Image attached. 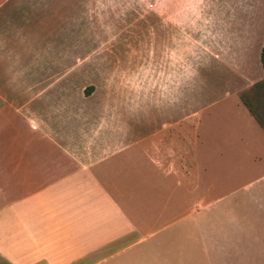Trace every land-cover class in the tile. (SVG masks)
Segmentation results:
<instances>
[{
	"label": "crops",
	"instance_id": "0c3cea01",
	"mask_svg": "<svg viewBox=\"0 0 264 264\" xmlns=\"http://www.w3.org/2000/svg\"><path fill=\"white\" fill-rule=\"evenodd\" d=\"M55 1L0 0V264H264V0H186L207 120L109 39L155 10Z\"/></svg>",
	"mask_w": 264,
	"mask_h": 264
},
{
	"label": "rangeland",
	"instance_id": "374dc122",
	"mask_svg": "<svg viewBox=\"0 0 264 264\" xmlns=\"http://www.w3.org/2000/svg\"><path fill=\"white\" fill-rule=\"evenodd\" d=\"M148 2H151L152 6H148ZM119 3V0L115 1L113 9ZM138 3H142L143 7L153 9L158 13L157 26L153 22H147L149 25H153L152 28L149 26L143 31L130 33L112 32L109 39L112 41L116 39L115 45L117 46V39L123 35L122 44H126L127 54L153 57L152 62L142 65L143 71L153 73V83H156L164 93L169 91L171 95L169 98L174 99L176 105H186V118L210 119L207 115L209 112L202 111L201 113L200 104H197L199 97L195 95L209 85L199 78L200 45L197 33L186 31V0H139ZM103 19L108 21L112 20V17L104 18L102 16L101 20ZM50 33L51 30L47 34ZM57 36L53 34V38L56 39ZM74 36V30L64 31L62 41L65 43L67 40L66 43H70ZM78 39L77 52L80 57H83L91 54L90 52L96 49L105 37L97 32L91 33L80 28ZM119 43L121 44V42ZM111 53L115 54L113 48H111ZM212 54V51L206 49L207 57H213ZM83 82L85 83V81ZM190 90L194 91L193 95H187ZM216 107L211 108L210 111L214 112Z\"/></svg>",
	"mask_w": 264,
	"mask_h": 264
},
{
	"label": "trees",
	"instance_id": "16d2710c",
	"mask_svg": "<svg viewBox=\"0 0 264 264\" xmlns=\"http://www.w3.org/2000/svg\"><path fill=\"white\" fill-rule=\"evenodd\" d=\"M260 61H261L262 67L264 69V44H263V47H262L261 53H260Z\"/></svg>",
	"mask_w": 264,
	"mask_h": 264
}]
</instances>
